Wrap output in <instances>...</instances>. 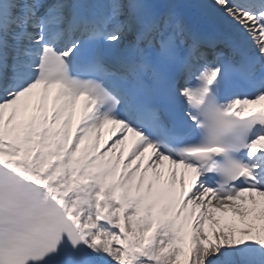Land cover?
<instances>
[{"label": "bare ground", "instance_id": "6f19581e", "mask_svg": "<svg viewBox=\"0 0 264 264\" xmlns=\"http://www.w3.org/2000/svg\"><path fill=\"white\" fill-rule=\"evenodd\" d=\"M12 2H17V0H12ZM110 2L114 18L112 24L122 20L125 22H130L132 19L139 20V15L146 3H150V5L155 4L158 8V13L164 12V10H170L171 12L175 10L179 14H183L186 18L192 15H198L194 14V12H200L203 17L207 18V21L211 25L216 24L224 34L233 37L247 52H256V55L260 54V61H264V38L259 20L246 14L242 10L233 9L232 4L227 0H110ZM164 2L169 3L163 5ZM21 4H24L21 11L23 13L29 12L26 3L22 2ZM191 4L195 6H190ZM7 14L9 15V13ZM9 16L6 17V20L2 24L4 34L0 36V39L5 38L6 47L8 48L5 47L3 52H8L9 49H13L12 51H15V49L21 51L22 42L28 41V36L24 37L21 41V35H18L19 30L17 32L12 31L11 28L13 27H10L9 31L7 30L9 26L18 20V15L16 14ZM136 23L135 20H132V26L130 25L129 28V30L132 29L133 31L132 37L134 42L136 41L134 35H138L139 32L138 28L133 27ZM115 29H113L115 34L110 44L111 51L113 53L127 52L135 43L121 41L120 36H125L126 34L122 33L123 28L119 29V31H114ZM41 34L42 31L35 32L34 40L38 41ZM40 49V47L29 48L28 50L30 52L26 55L27 59H30H26V69L31 72V82H36L37 80V75L34 72L40 61ZM32 50L35 51L33 52ZM24 57V54L18 56V58H22L20 62L25 61ZM32 58L35 60L31 61ZM19 78L24 77L19 75ZM25 78H28V76ZM38 80L39 84L31 83V87L27 89H25L27 83H24L21 79L16 80V89H20L21 91H17L18 95L14 101L0 105V115L2 111H9L15 105L22 107L31 102L33 106L38 107L40 110H45L53 114L55 120L61 117L67 118L69 116L68 113L72 117L73 108L77 100L69 84L67 82H54L49 78H38ZM46 80L49 83H45ZM80 98L78 101V112L75 118L76 123L87 120V117H91L92 113H96L97 118H101L98 111L100 100L99 92L91 90ZM29 105L31 108V104ZM34 118V124L40 121L38 114H35ZM72 119H74V116ZM3 121L4 119L1 122ZM10 123L11 121L9 120L7 124L8 135L4 137L0 135V166L18 174V176H23L31 181L32 184L47 190L50 201L60 208L61 213L76 234L80 247L93 264H169L167 260L160 258L151 248L145 247L141 248L144 255H141L134 263L132 260L134 257H137L132 252L135 241L131 242L126 240L124 242L121 240V238L123 239V235L116 236L113 234L115 233V229L119 228L125 236H128L124 225V218L119 220L118 223L112 224L109 221H115V214L109 213L105 215L104 212L101 213L100 211L96 213L94 208H99V204L92 201L90 194H87V202L78 199L75 190L79 185L66 178V176L62 179L65 175L64 173H66L63 169L60 172L62 174L55 179L53 184H50L47 177L40 176V171L43 170L44 166L39 165L38 162L30 160L25 156L24 150L27 148L24 146V148L19 147L14 143V126ZM107 124L108 126L103 130L95 128L93 132H83V135L81 134V139L83 136V141H87L85 147L91 151L102 149L100 161L104 163L107 169H111L112 171L121 170L125 184L130 183L127 176L131 174V178H133L131 183L138 190L144 186H152L153 192H158V195H152L151 199L153 201H156L162 194L164 195L166 193L167 197L171 200V195L168 191L172 189V182H174L177 190L175 195L177 200L175 199V202L177 201L180 204L188 203L187 208L191 212L190 218H192V213H194L193 219L196 228L194 246L198 250L196 258L199 259V264H204L207 261L212 264H223L216 253L211 251L203 254V250H205L204 246L217 247V244L206 235V228L210 230L209 223L210 221H214L225 231L229 244H234L235 239L227 229L222 216L223 214L224 216L228 214L227 210L234 209L233 205L235 202H232L228 198L227 200L217 202L218 205L209 203L211 197L206 193L202 181L197 180L190 169L176 164L169 158H161L155 165L151 164L154 154L147 149L148 146L141 137L133 134L122 135V130L118 125H114L112 121ZM120 137L124 138L123 141L120 144L115 143L113 138L119 139ZM33 138L31 137V141ZM46 143L47 141L45 139L44 146H46ZM27 150L31 149L28 148ZM129 158L133 159L129 160ZM143 170L146 171V175H143L145 176L144 180H140L141 175L139 173ZM176 171H178V174L175 173ZM151 172L158 173L164 179L162 184L160 182V189L158 188V179L150 175ZM183 181L185 182L184 185ZM204 210H206V213H203ZM98 215H103L104 218H98ZM199 216L206 218L204 223L201 222ZM231 218L232 216L229 215L228 220ZM136 246L134 244L135 249ZM218 247H225V245L222 244ZM207 249L209 248L207 247ZM200 261L203 262L201 263Z\"/></svg>", "mask_w": 264, "mask_h": 264}, {"label": "rangeland", "instance_id": "374dc122", "mask_svg": "<svg viewBox=\"0 0 264 264\" xmlns=\"http://www.w3.org/2000/svg\"><path fill=\"white\" fill-rule=\"evenodd\" d=\"M37 154L40 155H37L34 159L40 162L39 158H43L41 149L37 151ZM84 158L85 161L81 164V168L84 171H93L91 175H94L93 182L95 184H97L98 180L109 177V173L103 171L102 165H95L94 167L89 166L87 168L89 159L86 160L87 155H84ZM84 181H86V178H84ZM131 190L132 188L127 192L123 190L122 208L131 206L132 211L129 213L127 212V217L130 218V225L128 224V228L131 233V239L140 242L143 240V236L150 231V216L147 211H142L140 206L132 204L129 200ZM144 199L149 200L148 198ZM146 203H150V201H146ZM106 210H109V212L115 211L110 206H108ZM227 212L228 214L226 216L223 214L222 217L226 223L227 229L232 233L235 239L234 244L230 245L227 241L225 231L214 221H210V230L206 228V235L217 244V247L204 246L205 250H203V254L212 251L218 255V258L223 264H264V201H255V199H253L251 202H246V199H244L235 203L234 209H229ZM203 213H206V210H204ZM229 215L232 216V218L228 220ZM205 219L206 218L202 216V220L204 221ZM166 222L160 227L157 237L150 236L153 239V252L159 255L160 258L167 260L169 264H199V259L196 258L198 250L196 247L192 246V240L188 239L187 243H183L181 240L180 247V243L175 239L173 227H169ZM222 244L230 250L229 256H224L222 254L221 249L223 248L218 247ZM259 244L262 247L259 250L260 256H254L253 253L255 252L252 250V246ZM207 247L209 249L206 250ZM183 248L188 249L184 254H182ZM193 256L195 259L194 261ZM200 262L202 263L203 261ZM207 262L208 264H212L209 261ZM207 262L204 264H207Z\"/></svg>", "mask_w": 264, "mask_h": 264}]
</instances>
